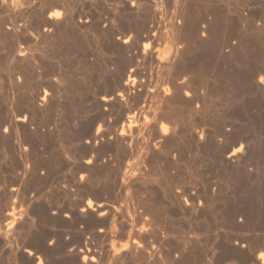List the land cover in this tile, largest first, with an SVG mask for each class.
Listing matches in <instances>:
<instances>
[{"label":"bare ground","instance_id":"bare-ground-1","mask_svg":"<svg viewBox=\"0 0 264 264\" xmlns=\"http://www.w3.org/2000/svg\"><path fill=\"white\" fill-rule=\"evenodd\" d=\"M232 1L0 0V264H264V0Z\"/></svg>","mask_w":264,"mask_h":264},{"label":"rangeland","instance_id":"rangeland-1","mask_svg":"<svg viewBox=\"0 0 264 264\" xmlns=\"http://www.w3.org/2000/svg\"><path fill=\"white\" fill-rule=\"evenodd\" d=\"M240 0H233L232 1V4L233 5H237L238 3H241L242 1H244V0H241L240 2H239ZM234 2H235V4H234ZM70 60V59H69ZM72 61V60H71ZM86 88H84V90H85ZM239 97V102H238V104H239V108H240V112H241V114H242V116H243V118H244V123H246V124H251V125H255L256 123H257V118L255 117V115H253L254 114V105H253V101H252V99H251V97L250 96H248V95H239L238 96ZM247 97V98H246ZM249 111V112H248ZM251 115H252V117H251ZM254 119H256V120H254ZM256 121V122H255ZM5 162H3V164H1V165H4V166H2L1 167V170H2V172H3V176L5 177V179L6 180H3L1 183H0V185L2 186V183H3V185L4 186H14L15 185V183H14V181L12 180V178L10 177L11 176V168H9V167H11V166H9V162L7 161V163H5ZM9 163V164H8ZM8 165V166H7ZM102 162H101V164L99 165V170H100V173H99V176H100V178H103L104 177V172H105V168H103L102 167ZM7 167V168H6ZM3 168V169H2ZM60 168V169H59ZM65 168V169H64ZM55 171H57L56 173H55ZM54 172H52L51 173V176H53L54 178H55V176H57L56 178H55V181H57V183H59V186H67L68 184V186H71V177H72V175H73V170H71L70 168H68L67 169V167H58L57 168V170H55ZM59 171V172H58ZM103 171V172H102ZM55 174V175H54ZM102 174V175H101ZM71 176V177H70ZM7 178H8V180H7ZM264 179V178H263ZM9 180H11V181H9ZM5 181H7L6 183H4ZM189 180L187 179V182H188ZM191 181V180H190ZM13 182V183H12ZM70 182V183H69ZM262 185H260V186H264V180H263V183H261ZM250 186H259V184H251ZM263 218V217H262ZM263 220V219H262ZM223 254L224 255H230V253L229 252H223ZM246 257V255H244V258ZM244 258L241 256V258H239L238 260L237 259H235V262H238V263H241V262H243V260H244ZM240 260V261H239Z\"/></svg>","mask_w":264,"mask_h":264}]
</instances>
